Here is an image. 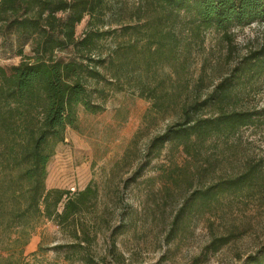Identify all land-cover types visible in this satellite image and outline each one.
Wrapping results in <instances>:
<instances>
[{"label":"trees","instance_id":"16d2710c","mask_svg":"<svg viewBox=\"0 0 264 264\" xmlns=\"http://www.w3.org/2000/svg\"><path fill=\"white\" fill-rule=\"evenodd\" d=\"M110 1L0 0V35L13 34L20 57L17 65L0 64V264H34L48 250L43 239L36 252L28 255L26 248L46 223L73 240L52 248L64 251L66 262L107 264L87 252L97 238L86 218L98 190L92 184L78 192L50 189L48 167L67 131L78 128L80 110L103 113L109 97L123 92V82L134 74L140 83L136 93L154 110H165L172 99L180 103V121L151 141L158 155L174 146L193 157L209 141L264 127V114L237 109L264 78V45L237 63L229 58L219 63L213 73L220 77L202 96L206 72L193 89L186 68L190 44H182L191 38L199 46L213 32L233 46L234 31L264 24V0H139L138 21L98 30ZM85 20L87 29L78 38L77 27ZM106 39L117 43L104 57L97 52ZM164 66L173 68L178 88H163L165 81L160 87L150 84ZM257 177L251 169L192 192L175 220L207 209L222 195L250 189ZM180 180L189 178L182 174ZM216 242L214 252L229 239ZM241 264H264V250Z\"/></svg>","mask_w":264,"mask_h":264},{"label":"rangeland","instance_id":"374dc122","mask_svg":"<svg viewBox=\"0 0 264 264\" xmlns=\"http://www.w3.org/2000/svg\"><path fill=\"white\" fill-rule=\"evenodd\" d=\"M139 4V0L110 1L95 28L106 31L135 23ZM86 29L87 20L77 27V37ZM233 35V46L213 32L207 33L199 46L191 38L183 41L190 44L186 68L193 89L206 72L202 96L209 93L211 80L220 77L213 73L219 63L227 58L237 63L262 48L264 24L236 30ZM116 43L103 40L97 54L105 57ZM16 48L10 31L0 35L2 66L19 64ZM152 80L150 84L159 87L165 81L163 88L170 91L181 82L167 66ZM139 86L134 74L123 82V92L109 97L103 113L91 115L80 110L78 128L67 131L65 143L48 167L50 189L78 192L92 184L98 190L95 207L86 218L97 238L87 252L96 262L105 260L107 264H241L264 250V127L209 141L193 157L174 146H166L158 155L150 149L151 141L180 121V103L172 99L165 110L156 111L150 101L138 96ZM237 109L264 114V78ZM251 169L258 171V177L250 189L222 195L207 209L195 215L183 213L175 220L192 192L241 177ZM182 174L189 180L181 181ZM223 238L229 242L214 252L212 244ZM42 239L48 250L34 264H70L64 260V251L52 248L73 240L51 223L36 231L26 254L36 252Z\"/></svg>","mask_w":264,"mask_h":264}]
</instances>
